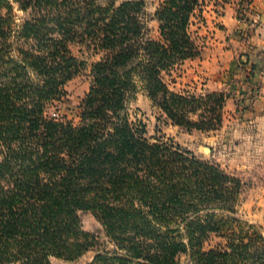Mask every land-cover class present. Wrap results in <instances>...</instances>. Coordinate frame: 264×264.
<instances>
[{
  "label": "trees",
  "instance_id": "1",
  "mask_svg": "<svg viewBox=\"0 0 264 264\" xmlns=\"http://www.w3.org/2000/svg\"><path fill=\"white\" fill-rule=\"evenodd\" d=\"M206 3L164 0L153 41L145 38L141 1L0 0V264L83 257L99 240L83 229L82 211L94 213L114 245L91 264H179L182 255L191 264H264L258 228L233 229L242 181L178 145L152 142L128 117L142 86L173 124L220 126L226 95L173 92L165 80L200 56L190 29ZM15 4L31 17L18 30L27 48H15L3 16ZM72 44L103 55L91 67L78 126L46 106L82 64ZM213 234L227 244L206 252Z\"/></svg>",
  "mask_w": 264,
  "mask_h": 264
},
{
  "label": "rangeland",
  "instance_id": "2",
  "mask_svg": "<svg viewBox=\"0 0 264 264\" xmlns=\"http://www.w3.org/2000/svg\"><path fill=\"white\" fill-rule=\"evenodd\" d=\"M127 1L143 2L141 19L146 29L145 38L158 41L161 24L157 11L164 0H116V6ZM206 2L202 15L197 12L190 29L197 40L200 56L176 66L165 74V80L173 92L197 97L214 93L226 95L220 126L206 131L189 130L173 124L154 105L142 86L128 105V117L132 122L145 125L146 137L152 142L178 145L182 150L239 178L244 187L237 212L232 214L236 218L234 232L238 233L241 227L255 230L252 227L256 226L264 236V104L260 103L261 82L255 79L253 65L250 66L251 57L241 51L251 45L254 33L264 29V15L258 0L251 3L219 0L218 5L210 0ZM3 16L11 21V32L8 33L15 48H27L19 40L18 30L31 20L29 12H24L15 4L12 15L3 11ZM34 45L32 43L28 48L37 52ZM70 50L71 56L82 64L46 106H50L48 113L51 117L78 126L83 102L92 88L91 67L100 62L103 55L81 44L70 45ZM227 53L235 55L239 66L237 73L218 69L217 62L220 63L221 56L225 58ZM30 79L43 85L34 72H30ZM2 152L0 144V162L3 160ZM80 217L83 229L96 235L99 245L77 260L54 259L53 264H91L100 251L114 248L93 212L82 211ZM225 244L227 239L213 234L206 241L204 251ZM178 263L191 264L186 255L180 256Z\"/></svg>",
  "mask_w": 264,
  "mask_h": 264
},
{
  "label": "crops",
  "instance_id": "3",
  "mask_svg": "<svg viewBox=\"0 0 264 264\" xmlns=\"http://www.w3.org/2000/svg\"><path fill=\"white\" fill-rule=\"evenodd\" d=\"M257 3L263 11L262 15H264V0H258ZM252 37V42H250L251 45L245 47V49L241 51L243 54L251 57L250 66L253 65L255 79L261 82L260 103L264 104V29H260L258 32L254 33ZM234 56V54L229 53L226 54L225 58L221 56L220 63L219 61L217 62L219 64L218 69L224 72L228 71V73H237L239 66Z\"/></svg>",
  "mask_w": 264,
  "mask_h": 264
}]
</instances>
